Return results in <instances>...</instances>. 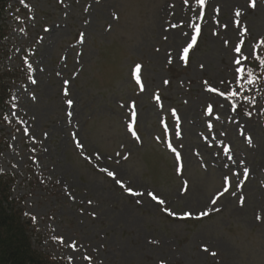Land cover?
<instances>
[{
    "label": "rangeland",
    "instance_id": "obj_1",
    "mask_svg": "<svg viewBox=\"0 0 264 264\" xmlns=\"http://www.w3.org/2000/svg\"><path fill=\"white\" fill-rule=\"evenodd\" d=\"M5 16L0 174L37 249L64 264H264V85L241 79L264 60V0H12Z\"/></svg>",
    "mask_w": 264,
    "mask_h": 264
},
{
    "label": "trees",
    "instance_id": "obj_2",
    "mask_svg": "<svg viewBox=\"0 0 264 264\" xmlns=\"http://www.w3.org/2000/svg\"><path fill=\"white\" fill-rule=\"evenodd\" d=\"M11 2L12 0H0V56L10 47L7 42L8 26L5 12ZM252 68L256 70L249 71L252 73L251 79L264 85V68L260 65H253ZM2 70H0V121L6 122L7 111L13 103L11 98L14 95L11 78L16 76L12 74L14 71L11 69ZM2 142L3 140L0 141V152ZM15 180L16 177L0 174V264H64L63 259H57L35 247L33 239L35 229L32 228V221L25 217L24 207L13 197Z\"/></svg>",
    "mask_w": 264,
    "mask_h": 264
},
{
    "label": "snow or ice",
    "instance_id": "obj_3",
    "mask_svg": "<svg viewBox=\"0 0 264 264\" xmlns=\"http://www.w3.org/2000/svg\"><path fill=\"white\" fill-rule=\"evenodd\" d=\"M21 2H23V0H21ZM204 3H205V0H199V4H200V5H203ZM253 6H254V4H253ZM239 14H240V13L237 12V15H239ZM199 31H200V29L197 28V32H199ZM195 40H196V37L193 36V37H192V43H189L188 46L185 47V48L183 49L185 56H187V53H188L189 49H190V48L193 46V44L195 43ZM235 51H236V53H240V52H241V48H240V47H236V48H235ZM251 56H252V52H249V53H248V57H251ZM248 57H245V59H247ZM256 59L259 61V65H260V66H264V60L259 59V56H257ZM234 62H235L236 65H240V64H241V60H240V59H235V57H234ZM138 70H139V66H137V71H138ZM243 72H244V69H243V68H241V67H237V68L235 69V71H234V79H235V76H236L237 73H243ZM251 77H252V73L249 72V73H247V76H246V77H245V76H242L241 79H247L248 84H252V83H254V81H253V79H251ZM136 80H137V83H139V77H136ZM165 83H167V81H165ZM226 90H227V89H226ZM209 91H216V89H215V88H210ZM223 94H224V93L222 92L221 95H223ZM231 95L235 96V95H237V92H232ZM68 104L71 105V104H72V101H71V100H68ZM209 111L211 112V108H209ZM173 114H175V110H173ZM133 115H135V113H133ZM130 129H131V126H130ZM133 135H135V132H133ZM249 142H250V138H249ZM173 151H175V149H173ZM176 158H177L178 160L180 159V154H179V153L176 154ZM107 174H108L109 176H111V177H114V176H115V174H114L113 172H111V171H108ZM244 175L247 176V170H245ZM228 179H229V178L227 177V175H225V177H224V180H225V187L223 188V191L219 193V195H221V196L224 195L225 193H228V192H229V188H228V186H227V184H228ZM116 182H117L118 184L121 183V181H119V180H116ZM121 186H123V185H121ZM127 190H128V192H129L130 194H132V195H134V196H142V195H143V193H140V192H134L131 188H128ZM232 194L235 195V193H232ZM147 195H148L149 197H151V199H152L153 201H156V200L158 199L157 196L154 195V194L151 193V192L147 193ZM158 202H159L160 204H163V203H164L163 200H159ZM211 202H212L213 204H215V203H216V199H213ZM217 210H218V209H217ZM171 214L175 215V213H171ZM207 214H208L207 212H201L199 215H200V216H204V215H207ZM191 215H192V213H185V214H184L185 217H187V216H191ZM257 219H259V217H257ZM205 251H207V248H205ZM212 255L215 256V255H216L215 252H213Z\"/></svg>",
    "mask_w": 264,
    "mask_h": 264
}]
</instances>
